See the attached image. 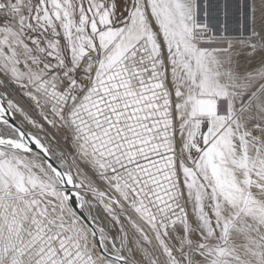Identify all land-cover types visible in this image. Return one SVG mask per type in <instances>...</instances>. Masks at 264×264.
<instances>
[{
    "label": "snow or ice",
    "instance_id": "obj_1",
    "mask_svg": "<svg viewBox=\"0 0 264 264\" xmlns=\"http://www.w3.org/2000/svg\"><path fill=\"white\" fill-rule=\"evenodd\" d=\"M0 264H264V0H0Z\"/></svg>",
    "mask_w": 264,
    "mask_h": 264
}]
</instances>
